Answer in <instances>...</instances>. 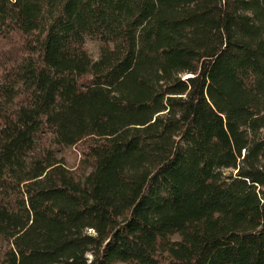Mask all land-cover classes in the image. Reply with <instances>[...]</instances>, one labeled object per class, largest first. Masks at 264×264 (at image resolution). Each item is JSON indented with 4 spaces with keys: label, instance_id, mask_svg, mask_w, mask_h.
Returning <instances> with one entry per match:
<instances>
[{
    "label": "trees",
    "instance_id": "obj_1",
    "mask_svg": "<svg viewBox=\"0 0 264 264\" xmlns=\"http://www.w3.org/2000/svg\"><path fill=\"white\" fill-rule=\"evenodd\" d=\"M0 264H264V0H0Z\"/></svg>",
    "mask_w": 264,
    "mask_h": 264
},
{
    "label": "rangeland",
    "instance_id": "obj_2",
    "mask_svg": "<svg viewBox=\"0 0 264 264\" xmlns=\"http://www.w3.org/2000/svg\"><path fill=\"white\" fill-rule=\"evenodd\" d=\"M86 46L92 59H96L99 53L100 42L95 39L86 38ZM58 155L65 159L66 164L73 169L78 176H82L90 169L81 161L82 154L78 146L66 147L63 151H58ZM174 237H176V235Z\"/></svg>",
    "mask_w": 264,
    "mask_h": 264
}]
</instances>
